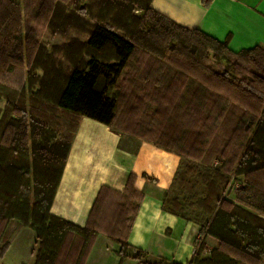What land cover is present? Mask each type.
<instances>
[{
    "label": "trees",
    "instance_id": "trees-1",
    "mask_svg": "<svg viewBox=\"0 0 264 264\" xmlns=\"http://www.w3.org/2000/svg\"><path fill=\"white\" fill-rule=\"evenodd\" d=\"M202 1L206 6L211 2ZM151 3L102 0L100 18L112 24H94L86 42L66 47L65 56L73 64L66 71L54 54L42 56L31 27L23 32L20 5L0 1V99L5 102L0 117V258L9 246L12 222L34 231L38 242L34 264H84L102 231L118 243L120 263L128 257V247L133 248L128 233L141 195L132 175L123 192L105 186L99 189L83 226L51 212L74 135L81 117L86 116L177 153L181 157L178 171L184 165L187 173L196 176L193 185L204 188L201 195L186 196L183 185L177 184V171L162 206L200 226L188 264H264V184L258 181L264 174V48L256 45L234 52L228 47L229 36L220 41L200 29L184 27L153 9ZM135 8L145 11L143 19L135 15ZM55 11L53 0H43L37 18L43 16L47 26ZM113 24L127 36L114 30ZM141 48L155 67L140 73L136 69L141 83L132 85L124 71ZM162 58L176 71L167 82L155 74ZM232 58L238 81L230 79L231 71L224 69L223 61ZM236 61L251 64L256 71H245ZM212 63L220 68H211ZM40 68L41 76L36 73ZM230 93L237 97L245 116L228 129L223 140L225 149L240 142L243 153L225 161L228 151H210L202 130L182 128L180 121L174 125L172 117L173 121L179 117L185 103L188 117L201 127L211 124L214 130L228 114L225 102H232L226 96ZM148 102L156 104L151 112ZM214 153L222 161L221 169L190 162ZM232 173L245 178L244 185L241 182L235 190L236 202L225 198ZM174 188L178 191L172 196ZM108 193L119 197L111 211ZM187 209L194 218L186 215ZM207 237L216 239L218 246L206 254ZM136 251L137 264H168L147 259L141 249Z\"/></svg>",
    "mask_w": 264,
    "mask_h": 264
},
{
    "label": "crops",
    "instance_id": "crops-1",
    "mask_svg": "<svg viewBox=\"0 0 264 264\" xmlns=\"http://www.w3.org/2000/svg\"><path fill=\"white\" fill-rule=\"evenodd\" d=\"M151 6L172 21L220 41L229 36L228 47L234 52L256 45L264 48V0H211L207 6L202 0H152ZM180 162L177 153L148 138L82 116L51 212L83 226L99 189L123 192L132 175L141 195L128 243L143 250L149 260L188 264L200 226L162 208ZM206 243L208 250L218 246L212 237ZM118 249L117 242L99 232L84 264H137L134 254L120 263ZM31 252L35 255L34 246Z\"/></svg>",
    "mask_w": 264,
    "mask_h": 264
},
{
    "label": "rangeland",
    "instance_id": "rangeland-1",
    "mask_svg": "<svg viewBox=\"0 0 264 264\" xmlns=\"http://www.w3.org/2000/svg\"><path fill=\"white\" fill-rule=\"evenodd\" d=\"M3 1V0H0ZM18 5H20V14H21V21H22V29L23 32H25L26 28L31 27L32 30L35 31L36 39L41 45V51L43 52L42 56L45 57L46 55L54 54V56L62 62L63 70L69 71L73 64L69 61V58L65 56L66 47L73 46L74 43L78 42L80 44L84 43L88 39V34L90 29L94 24L98 23H111V20H108V18H105L107 22L103 21L101 19V1L102 0H71L74 2V5L67 0H53L56 5V11L54 16H50V23L46 26V23L43 22V16H40L42 20H40L38 17V10L39 7L42 5L43 0H13ZM28 5L30 8H28ZM135 15L139 16L140 18H144V12L142 9L135 8L133 10ZM47 16V13L45 14ZM45 16V17H46ZM114 30L117 32L126 35V31L122 30L113 24ZM140 47V46H139ZM150 48H153L152 46H149ZM155 49V48H153ZM151 50V49H150ZM156 50V49H155ZM148 51V50H147ZM149 52V51H148ZM154 50H151L153 54ZM165 52V51H163ZM166 54V52H165ZM53 56V57H54ZM136 57L131 60L125 73H129L128 79H132L129 84L135 85V82L141 83L140 76L136 72V69L139 71H143L144 68L147 67H155V62L152 61L151 58H148L146 54H144V49L141 48L135 55ZM157 56V55H156ZM56 59V60H57ZM236 59L232 58L231 62L223 61L224 69H229L230 72V79L232 80H240V77L232 71V63ZM161 64L158 65L155 71V74L158 75V77L162 81L169 80L171 77H174L176 74V71H172L173 66L169 64L168 60L166 58L160 59ZM243 70L245 71H256L255 68L248 63H244L242 61H236ZM174 65V64H173ZM182 65V63H181ZM213 69L218 70L220 68L219 64L215 65L214 63L211 64ZM210 67V66H209ZM179 72L182 71V69H179L176 67ZM222 69V68H221ZM36 73L41 76L44 72L43 70L36 69ZM135 73V74H133ZM132 74V75H131ZM140 80V81H139ZM184 80V78H182ZM119 83L123 84L125 88L131 89L129 85H126L127 82L124 80H119ZM123 87V88H124ZM111 92H115V89L112 88ZM231 98L232 102H225V105L228 109V114L225 117L223 121H220L217 128L213 130V126L211 124H207V127H201L200 124H197L195 119L193 117H188V106L184 103V106H182V110L179 114V117H172V124L176 125L178 121H180V126L182 128L188 129L190 131L192 130H202V134L204 135L207 144L209 145L210 151H216L221 149H225V144L223 137L225 136V133L228 131L230 127L236 126L238 119L245 116L242 105H237L236 101L237 97L235 94L230 93L226 95ZM235 100V101H234ZM4 100L0 99V117L4 113ZM156 104L152 102L147 103V111L151 112L155 108ZM145 124L147 125L148 120L143 118ZM149 125V124H148ZM209 125V126H208ZM173 126V125H172ZM174 127V126H173ZM224 151H228V154L224 156V160L227 161V159H232L233 156H240L243 153L242 148L240 147V142H235L234 145L232 144L228 148H226ZM223 152V151H222ZM215 154V153H214ZM212 154L209 156L206 154V158L201 159H190V162L193 165L196 166H205L209 167L211 169L217 168L221 169L222 161L221 159L215 154ZM222 159V160H223ZM233 175V176H232ZM178 177L179 179L187 180L188 183L180 182L178 181L177 184L183 185L184 193L186 196H192L193 194L197 193L199 195L202 194V190L204 191V188L202 187H195L193 185L194 180L196 179V176H192L191 172L187 173L186 169L184 168V165L180 168L178 171ZM234 179H233V178ZM230 178H232L228 184V186L225 189V198L227 200L236 202V193H234L233 186L235 183L237 184L239 181H241L244 185V175H238L235 173H232ZM258 181L262 184H264V174L261 175V178H258ZM177 187V185H176ZM178 188H174L171 191V195L174 196L177 194ZM109 196V203L107 204V208L109 211H111L112 207L115 205L116 201H118L119 197L117 195L108 193ZM123 201V199H121ZM104 207V206H103ZM186 215L191 216L194 218L195 214L188 212V209L185 211ZM196 213H198L196 211ZM108 214V211L104 212V216ZM128 217V213H126ZM130 216V215H129ZM264 218V216H262ZM103 224H105L104 221H101ZM10 226L11 235L8 237L9 240V246L7 247V250L5 251L4 255L0 259V264H34V254L31 252L32 246H34L35 251L38 248V242H34L35 233L30 228L25 227H15L14 222ZM36 240V238H35ZM128 255L134 254L136 255L137 251L135 248H129L127 250ZM204 253H208L207 250L204 251Z\"/></svg>",
    "mask_w": 264,
    "mask_h": 264
},
{
    "label": "built area",
    "instance_id": "built-area-1",
    "mask_svg": "<svg viewBox=\"0 0 264 264\" xmlns=\"http://www.w3.org/2000/svg\"><path fill=\"white\" fill-rule=\"evenodd\" d=\"M239 186H241V181H239L237 184L235 183V185L233 186V190H234V193H236V189H237V187H239ZM207 251H208V249H207Z\"/></svg>",
    "mask_w": 264,
    "mask_h": 264
}]
</instances>
